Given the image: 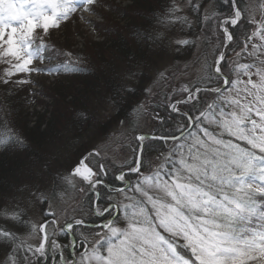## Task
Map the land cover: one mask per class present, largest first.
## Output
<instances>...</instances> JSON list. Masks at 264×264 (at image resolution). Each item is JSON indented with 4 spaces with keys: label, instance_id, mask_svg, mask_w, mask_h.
Here are the masks:
<instances>
[{
    "label": "snow or ice",
    "instance_id": "obj_1",
    "mask_svg": "<svg viewBox=\"0 0 264 264\" xmlns=\"http://www.w3.org/2000/svg\"><path fill=\"white\" fill-rule=\"evenodd\" d=\"M97 2L0 0V64L6 65L0 83L28 84L31 74H51L60 67L87 71L71 53H66L69 59L60 67L40 65L49 59L45 38L50 30L58 29L78 11L81 19L83 13L93 14ZM230 4L231 13L216 23L221 34L214 49L218 55L212 64H206L205 87L184 86L178 98H169L168 108L187 117L186 121L175 131L135 135L134 156L126 162V171L121 167L118 174L113 172L121 186L112 191L127 202L113 201L111 195L108 203L101 202L99 186L105 184L102 177L108 175L107 162L96 150L82 155L63 179L73 187L80 182V191L86 196L94 194V199L89 197V214L101 217V222L84 236L81 229L88 222L83 215L58 224L55 214L45 211V217L53 218L31 225V231L40 235L34 249L31 245L22 249L15 233L0 228V238L14 251L37 257L32 260L25 254L18 260L10 254L11 264H41L48 259L54 264H264V59L260 58L264 56V18L249 20L255 27L244 35L240 51H235L233 44L239 47L240 42L231 29L244 22V10L238 0H230ZM199 7L192 5L194 11ZM180 11L173 5L168 21L189 23L186 16L177 15ZM227 49L237 57L247 52L259 63L233 64ZM19 74L28 78L13 80ZM188 104L195 112L181 107ZM146 107L137 105L133 115L138 117ZM161 141L170 146L146 173L144 157ZM12 146L23 147L24 140L6 128L0 132V148ZM39 199L47 202L49 198L41 193ZM10 218L19 221L20 215L12 213ZM68 233H79L84 239L79 244L76 239L66 245L59 243L56 237ZM81 246L83 251L77 253ZM66 248H71V258L65 256Z\"/></svg>",
    "mask_w": 264,
    "mask_h": 264
},
{
    "label": "rangeland",
    "instance_id": "obj_2",
    "mask_svg": "<svg viewBox=\"0 0 264 264\" xmlns=\"http://www.w3.org/2000/svg\"><path fill=\"white\" fill-rule=\"evenodd\" d=\"M99 2L103 6L94 7L93 14L83 13L81 19L78 11L58 29L50 30L45 38L49 59L40 65L60 67L69 59L66 53H71L87 71L72 72L71 68L60 67L51 74H31L32 82L28 84L0 83V132L11 128L24 140L23 147L0 148V156H3L0 162V228L15 233L19 238L17 243L22 242V249L29 245L34 249L38 245L40 235L31 231V225L53 218L45 217V211L53 212L58 224L81 215L86 221L96 217L100 221L95 224L101 222V217L89 214V199L80 191L83 185L77 182L73 187L63 178L68 176L79 157L93 150L100 153L109 168L108 175L102 179L115 181L114 171L118 174L121 167L126 171V162L134 156V136L158 130L161 110L179 116L168 108L169 98H178L184 86L204 87L206 64H212L218 55L214 49L221 34L217 32L216 23L231 13L229 7L216 9L213 0H158L156 5L144 2L157 11L155 17L146 15L137 0ZM239 2L244 10V22L236 30L240 33L245 29L244 32L250 33L255 26L249 24V20L264 18V8H261L264 0ZM173 5L181 8L177 15L186 16L189 23L168 21ZM192 5H200L198 11H194ZM145 27L151 35L148 44L141 41L143 36L139 31ZM180 40L190 43L180 45L177 43ZM237 41L240 46L233 44L232 48L240 51L243 38ZM117 42L122 45V53ZM255 42L260 43L258 39ZM226 51L233 64L253 63L254 60L259 63L247 52L237 57L232 49ZM5 67L0 64V75ZM19 78L28 77L19 74L13 80ZM200 95L203 98L205 94ZM142 103L147 105L146 110L134 116L133 109ZM181 107L195 112L192 104ZM172 122L176 129L181 124L176 118ZM161 142L162 151L166 152L170 145ZM157 157H149L146 173L156 167ZM132 177L134 182L135 176ZM115 182L118 185L105 182L99 186L105 199L102 202L108 203L110 194L113 201H124L123 195L112 191L113 187L121 186L120 182ZM41 193L49 198L47 202L39 199ZM91 195L94 199V194ZM12 213H19L20 220H12ZM87 222L88 227L81 229L84 236L95 231L92 227L95 224ZM70 236L72 234L68 233L65 238L68 242ZM84 236L78 233V244ZM80 249L82 252L83 247ZM10 254L18 260L27 254L35 260L31 253L14 251L0 238V264H11ZM41 264L54 262L41 260Z\"/></svg>",
    "mask_w": 264,
    "mask_h": 264
},
{
    "label": "trees",
    "instance_id": "obj_3",
    "mask_svg": "<svg viewBox=\"0 0 264 264\" xmlns=\"http://www.w3.org/2000/svg\"><path fill=\"white\" fill-rule=\"evenodd\" d=\"M99 1H102V0H98L97 4L94 5L93 7L103 6L102 2H99ZM137 1H138V4L141 5L140 7L139 6L138 7L140 9L145 10L144 13H146V15H150V16H153V17L157 16V11L154 12L153 7L152 6L151 7L148 6L146 3L151 1V3H149L150 5H156L158 0H147V1L144 0V2H146V3H144L143 1L141 3L140 0H137ZM213 3H214V6H215L216 9L226 10L229 7V12H231L230 0H229L228 3H226L225 0H213ZM238 6L241 8L239 0H238ZM231 30L236 33V39L237 40H239L241 37L243 38L244 35L247 32V31L244 32L245 29L240 31V33L236 29H231ZM139 31L142 33V34L141 33L140 34L143 36V37H141L142 38L141 41L144 42L145 44H148V39L151 37V35L148 34L146 27L144 29H142V28L139 29ZM117 41H119V40L117 39ZM142 42L140 44H142ZM117 43H119V42H117ZM118 47L121 48V53H122L123 50H122V45L120 43L118 44ZM205 85H206V82L203 84V86L205 87ZM161 112H163V113H161ZM161 112H160V116L159 117L162 118V119H160V118H159L160 120L158 119V121H157L158 127L156 128L158 130L154 131L155 133H160L162 130L175 131L176 128H175L174 122H172V120L175 119V118L178 119V122L181 123V124L186 121L185 120L186 118L185 117H181L180 115L177 116V117H174L168 111L164 112V111L161 110ZM168 117H170V119H172V120H169ZM162 145H163L162 142H155L153 144L154 151L152 152V154L151 155H147L146 154L145 157H144V164L145 165L149 164V162H148L150 160L149 157H151V156H159V154H160V152L162 151V148H163ZM2 157L3 156H0V158H1L0 162L2 160ZM131 178H133V177H131ZM104 180L109 185H113V186L114 185H118V183H116L113 180H107V179H104ZM89 197H91L93 199V196L91 194H88V196H87V199H89V203H91V200H90ZM103 199L104 198H102L101 202L105 200V199L104 200ZM102 203H107V202H102ZM87 221H89V223L95 224V222L97 223L98 221H100V219H97L96 217H94V218H92L90 220H87ZM77 235H78V233H76L74 235L76 239H78ZM61 236L63 238H66L65 236H67V235L65 234V235H61Z\"/></svg>",
    "mask_w": 264,
    "mask_h": 264
},
{
    "label": "bare ground",
    "instance_id": "obj_4",
    "mask_svg": "<svg viewBox=\"0 0 264 264\" xmlns=\"http://www.w3.org/2000/svg\"><path fill=\"white\" fill-rule=\"evenodd\" d=\"M103 177H104V176H103ZM103 177H102V178H103ZM103 180H104V179H103ZM104 181H105V180H104ZM105 182H106V181H105ZM97 219H98V218H97ZM65 237L67 238V236H65ZM70 237H71V236H70ZM56 238H57V240H58L59 243H62V244H65V245L69 243L68 240L65 239V238H63L61 235H58ZM72 239H76L75 236H74L73 234H72L71 240H72ZM65 240H66V241H65ZM76 241H77V239H76ZM80 250H81V249L78 248V249H77V253L80 252ZM71 252H72L71 248H66V249H65V255H68L69 258H70V253H71ZM34 258L36 259L37 257H33V259H34Z\"/></svg>",
    "mask_w": 264,
    "mask_h": 264
}]
</instances>
